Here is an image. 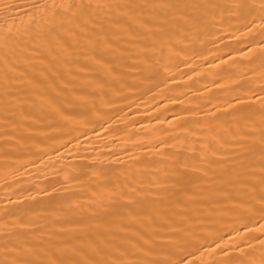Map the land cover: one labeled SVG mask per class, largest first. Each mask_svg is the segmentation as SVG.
Listing matches in <instances>:
<instances>
[{
  "label": "bare ground",
  "instance_id": "bare-ground-1",
  "mask_svg": "<svg viewBox=\"0 0 264 264\" xmlns=\"http://www.w3.org/2000/svg\"><path fill=\"white\" fill-rule=\"evenodd\" d=\"M0 264H264V0H0Z\"/></svg>",
  "mask_w": 264,
  "mask_h": 264
}]
</instances>
